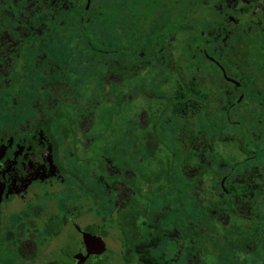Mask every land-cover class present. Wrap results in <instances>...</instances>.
<instances>
[{
  "label": "flooded vegetation",
  "instance_id": "flooded-vegetation-1",
  "mask_svg": "<svg viewBox=\"0 0 264 264\" xmlns=\"http://www.w3.org/2000/svg\"><path fill=\"white\" fill-rule=\"evenodd\" d=\"M210 6L0 0V246L13 264H81L88 251L82 264H137L145 233L169 264L264 258L263 69L243 77L228 27L256 4ZM130 37L154 66L129 63Z\"/></svg>",
  "mask_w": 264,
  "mask_h": 264
},
{
  "label": "trees",
  "instance_id": "trees-1",
  "mask_svg": "<svg viewBox=\"0 0 264 264\" xmlns=\"http://www.w3.org/2000/svg\"><path fill=\"white\" fill-rule=\"evenodd\" d=\"M249 1L250 3H255L256 7L251 6L252 8H246L243 10V13L244 15H246V17L240 19V25L238 28H241V30L238 31V28H235L233 24L228 25L229 28H232L231 34H240L239 41H231V44L234 45L233 50L236 52L237 55L235 57L232 56L231 59L236 61L237 65L247 70V74H245V76L243 77L249 76V78H251L252 73L250 74V71L248 72V70L251 68H257L263 69L262 71H260V76L264 78V0ZM204 2H207L209 5H212L210 7H213L214 9L218 8L219 6H222V4H225V11L229 10V8H227V0H204ZM215 12L217 13L218 11L215 9ZM197 21H195L196 25L198 24ZM209 23V28L213 27V25L215 24L211 21H209ZM197 28L198 26H196L195 34H201L199 30H201L202 28L199 27V30H197ZM167 29L168 28H166L165 30H161L160 34L163 35L164 33H167ZM132 33L133 35H135L134 32ZM129 40V63L135 66H140L141 63H144L145 66H147V62L152 61L153 57L150 54L147 55V53L144 56L140 55L145 52L142 49L145 41L142 40L143 42H131V37L129 38ZM238 43H240L241 45L239 48L237 47ZM120 51L121 48L118 49V52ZM153 55L155 56V53ZM152 62L153 63L149 64V66H154L155 61ZM148 76H151L153 78L154 75L149 74ZM203 80L207 81L208 83L214 82L210 75L208 78L204 77ZM152 81L153 80H151V83ZM191 81L196 82V80ZM147 146H156L155 140H147L146 147ZM261 226L264 228V222ZM261 237L263 236H261V234L257 232L256 242H264V238L260 240ZM137 242V246L139 247L130 252L137 264H169L168 260H164L163 258H161L160 250L158 249L159 244H156V233H145L144 238L142 240H138ZM255 262L256 264H264V258L262 260L256 259Z\"/></svg>",
  "mask_w": 264,
  "mask_h": 264
},
{
  "label": "rangeland",
  "instance_id": "rangeland-1",
  "mask_svg": "<svg viewBox=\"0 0 264 264\" xmlns=\"http://www.w3.org/2000/svg\"><path fill=\"white\" fill-rule=\"evenodd\" d=\"M199 12V15L203 18V19H214V20H217L218 17L216 15V13H213L211 10L207 9V8H203V9H199L198 10ZM139 35V34H138ZM224 64L226 63L225 62V59H220ZM226 66V64H225ZM228 67V66H227ZM146 78V82H148L149 84H146L148 86V89H147V92H148V95L149 94H156L155 93V88H153V86H151V84L155 83L156 82V75L153 76V78L151 76H148V75H145L144 76V79ZM152 78V79H151ZM150 80V81H149ZM151 80L152 83H151ZM155 85V84H154ZM151 89V90H149ZM155 90V91H153ZM145 108L148 110V107H152V106H156V99L155 98H151L150 96L147 98H145ZM147 99H149V101H147ZM142 100H143V97H142ZM141 98L140 100H137L136 97L134 98L132 104L133 105H137V103L139 102L141 104L140 101H142ZM150 111V110H148ZM3 123L0 125V132L4 131V129L6 128V126H2ZM9 126V125H8ZM144 143V142H143ZM79 148L81 149H78V150H82V144L78 145ZM145 146H146V141H145ZM146 150V148H145ZM83 152V151H81ZM81 160L82 159H85V154L84 152L81 154ZM72 164V163H71ZM73 165V164H72ZM73 167V166H72ZM156 171V151L155 153L152 152L151 154L148 153L147 151L145 152V165H144V173H145V176L148 177L149 175H151L152 173H154ZM88 207H85V208H81L82 210L86 211L85 209H87ZM146 209H150L151 211V214L153 212H156L158 208H156V199L154 200H151V197L146 195ZM91 215V218L94 217L93 214H90ZM111 224V223H109ZM109 224H106V225H109ZM112 225H115L114 223H112ZM107 236H109V234L105 235L104 237L106 238ZM85 243V241H84ZM2 246H0V264H13L12 262V254L6 250L3 246V249L1 250ZM106 257H109L110 259H112V255L110 254V252L106 255Z\"/></svg>",
  "mask_w": 264,
  "mask_h": 264
},
{
  "label": "water",
  "instance_id": "water-1",
  "mask_svg": "<svg viewBox=\"0 0 264 264\" xmlns=\"http://www.w3.org/2000/svg\"><path fill=\"white\" fill-rule=\"evenodd\" d=\"M91 237H92V236H90V235H88V234H84V239H85L86 241H88V239H91ZM89 255H90V252L88 251V254L85 256V259L81 262V264L85 262V260L89 257Z\"/></svg>",
  "mask_w": 264,
  "mask_h": 264
}]
</instances>
